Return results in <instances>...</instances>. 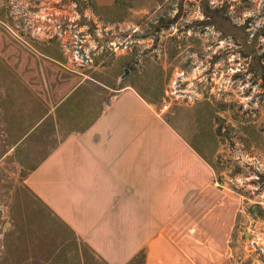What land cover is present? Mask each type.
I'll use <instances>...</instances> for the list:
<instances>
[{
	"label": "rangeland",
	"instance_id": "1",
	"mask_svg": "<svg viewBox=\"0 0 264 264\" xmlns=\"http://www.w3.org/2000/svg\"><path fill=\"white\" fill-rule=\"evenodd\" d=\"M205 6L218 11L220 28L208 22ZM115 41L126 48L110 49L108 43ZM61 65L79 72L89 83V95L107 100L130 83L149 99L159 95V111L174 79L178 89L200 92L191 105L172 102L171 111L170 106L162 114L197 140L206 158L245 195L238 229L253 220L261 224L264 0H0V264L40 256L33 248L25 251L24 239L45 230L30 234L28 227L50 225L45 242L70 240L69 233L54 229L47 208L24 182L39 153L10 151L16 138L9 136L7 125L10 102L56 101L43 78H30L37 89L29 90L20 73L36 67L43 76ZM125 68L129 73L122 78ZM71 241L81 264L91 258L96 264L83 245ZM238 244L240 264H253L244 238Z\"/></svg>",
	"mask_w": 264,
	"mask_h": 264
},
{
	"label": "crops",
	"instance_id": "2",
	"mask_svg": "<svg viewBox=\"0 0 264 264\" xmlns=\"http://www.w3.org/2000/svg\"><path fill=\"white\" fill-rule=\"evenodd\" d=\"M61 66L43 76L31 67L18 77L29 90L43 78L55 102L14 101L7 113L8 134L16 138L10 151L39 153L24 177L28 190L54 229L70 235L45 242L50 225L28 227L45 232L25 237V251L40 256L28 254L23 264H81L71 240L96 264H130L139 253L142 264H240L246 197L162 114L173 106L159 111L130 83L107 100L89 95L79 72Z\"/></svg>",
	"mask_w": 264,
	"mask_h": 264
},
{
	"label": "built area",
	"instance_id": "3",
	"mask_svg": "<svg viewBox=\"0 0 264 264\" xmlns=\"http://www.w3.org/2000/svg\"><path fill=\"white\" fill-rule=\"evenodd\" d=\"M108 45L110 49L117 51L118 48L122 45V49L126 48V44L123 42H109ZM76 56L79 55V50L75 52ZM182 75V72H180ZM176 80L172 81V86L170 89L165 90V100L162 106V110L169 109L172 102H186L189 103L193 101L197 95H200V92L195 91L194 89H178L179 85H176ZM188 88V87H187ZM182 98V99H179ZM260 179V176H258ZM257 177V178H258ZM256 190V189H254ZM254 193V192H253ZM247 237H245V249L250 255L253 264H264V222L260 225L257 224L255 220L251 221L249 226L245 229Z\"/></svg>",
	"mask_w": 264,
	"mask_h": 264
},
{
	"label": "trees",
	"instance_id": "4",
	"mask_svg": "<svg viewBox=\"0 0 264 264\" xmlns=\"http://www.w3.org/2000/svg\"><path fill=\"white\" fill-rule=\"evenodd\" d=\"M205 4V2H204ZM204 9V12L205 14L207 15L208 19H209V23H212V24H216L217 23V27L220 28L221 25H219L217 19L219 17L218 15V11L217 10H209L206 6L203 8ZM173 22V21H172ZM263 78H264V73H261ZM264 86V83L262 84ZM159 100V95H154L152 98H147V101L149 102H158ZM210 161V160H209ZM145 255L144 253H139L131 262L130 264H142V261L144 259Z\"/></svg>",
	"mask_w": 264,
	"mask_h": 264
},
{
	"label": "water",
	"instance_id": "5",
	"mask_svg": "<svg viewBox=\"0 0 264 264\" xmlns=\"http://www.w3.org/2000/svg\"><path fill=\"white\" fill-rule=\"evenodd\" d=\"M128 73H129V69L125 68L122 78H124ZM246 237H247V233H246Z\"/></svg>",
	"mask_w": 264,
	"mask_h": 264
}]
</instances>
